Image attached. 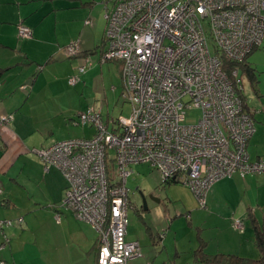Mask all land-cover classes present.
<instances>
[{"label":"built area","instance_id":"built-area-1","mask_svg":"<svg viewBox=\"0 0 264 264\" xmlns=\"http://www.w3.org/2000/svg\"><path fill=\"white\" fill-rule=\"evenodd\" d=\"M103 17L107 46L100 60L120 63L130 114L110 129L101 110L88 107L72 122L93 127L91 137L61 140L37 153L45 171L55 167L66 180L61 205L98 233L96 264H128L142 256L140 244L127 239L130 165L147 163L162 184L188 186L201 208L214 182L264 173V158L250 161L246 151L255 127L243 111L238 68L229 73L222 60L241 62L264 42V0H116ZM18 36L30 38L32 31L20 24ZM65 51L74 57L81 50L72 43ZM191 107L201 115L184 123ZM11 119L0 116V124ZM234 226L242 228L241 220Z\"/></svg>","mask_w":264,"mask_h":264},{"label":"crops","instance_id":"crops-1","mask_svg":"<svg viewBox=\"0 0 264 264\" xmlns=\"http://www.w3.org/2000/svg\"><path fill=\"white\" fill-rule=\"evenodd\" d=\"M115 1L103 0L101 9L100 0H0V116H12L9 122L0 124V221L13 222L0 227V263L96 264L98 233L61 205L66 180L55 167L44 171L37 151L61 140L93 135V127L71 124L74 117L70 116L76 109L67 107L72 106L80 85H96V76L102 83L106 63L117 64L121 77L118 61L100 60L106 49L102 10ZM96 3L99 8L94 12ZM20 24L31 29L30 38L18 36ZM72 43H77L81 51L67 58L65 48ZM254 53L247 58L258 80L253 85L256 95L251 103L247 97L255 119V131L246 146L250 161L264 158V58L253 57ZM95 54L101 66L80 74L79 86L64 96L66 88L69 90L68 79L77 74L82 60ZM111 91H115L114 86ZM116 119L103 117L110 129ZM205 201L204 218L195 223L197 238L192 252L201 246L211 256L257 258L253 235L254 226H264V173L220 179L210 186ZM233 219H242V228L237 229ZM148 234L149 242L140 245L145 255L128 264L193 263L192 252L185 262L176 261L178 244L174 258L167 240L158 237L161 234ZM212 237L218 240L215 245ZM149 244L157 248H145ZM153 251L159 255L151 256Z\"/></svg>","mask_w":264,"mask_h":264},{"label":"rangeland","instance_id":"rangeland-1","mask_svg":"<svg viewBox=\"0 0 264 264\" xmlns=\"http://www.w3.org/2000/svg\"><path fill=\"white\" fill-rule=\"evenodd\" d=\"M100 1L102 2L103 0ZM93 7V11L96 12L99 8V5L96 3ZM102 7L103 2L101 4V9ZM104 9L102 10L103 14ZM104 45L107 46V41ZM209 47L212 53L216 50V46L212 42L209 43ZM260 51L264 52V43H262L257 50L253 51L256 53H254L252 56L254 57L256 55H261L262 58H264V53ZM96 56L97 55L95 54L89 57L87 61L82 60V64H86L87 66V72L92 68V66H101L97 62ZM262 60L257 59V62H261ZM116 68L117 64H115L114 62L110 64L106 63L103 66L102 83L97 81L96 77L98 76H96V82H94L96 83V85H89L86 83H84V86L80 85V87L77 89L75 99L71 103L72 106L69 105V107H67V110L73 109V107H75L76 109L70 117H74V119H77L78 114L81 110L85 111L88 107L91 106L100 109L104 119L107 115L110 117L118 118L120 116L127 117L130 114L131 104L122 94L123 90L121 91V77L119 71ZM76 75H78L80 78L78 68ZM239 79L240 84L244 88L243 96L245 95V97H248L249 102L251 103L252 99L256 95V89L249 83H247L246 79L243 76H241V78ZM80 83V79L75 84H70L68 82L69 90L66 88V92L63 93L64 96L71 95V91L73 89L76 90L75 88H77ZM112 86L115 87L114 92L111 91ZM200 115V108H186L184 123H195ZM70 121L71 124L74 125L72 119H70ZM75 126L82 125L79 124ZM111 165L114 166V162L111 163ZM129 168L131 172L127 177L126 186L129 190V197L132 203V207H130L128 211L129 223L127 225V239L137 241L141 246H144L146 242H149L148 232L151 231V234H161L158 237H163L165 238L163 240H167V246L169 247L172 257H174V249H176V244H178V249L180 252H178V254L176 255V261L185 262L191 257V247L195 241V238H197L195 223L204 218L205 215L204 211H202V208L199 207L194 192L188 186H185L179 182L162 184L159 172L147 163L132 164ZM140 194H144L146 196H150L152 194L155 199L154 201L148 197V201L146 202L147 210L142 212H139L138 205ZM189 221L191 223H189ZM146 227H149L150 229L148 230V232H146ZM208 232L209 231L205 232L206 236L208 235ZM215 234L216 233H214V235ZM215 238L216 237H212L211 239V243L213 245L218 242V240H215ZM151 246L152 245L149 244V246H145V248ZM152 248H154L155 250L157 247L152 246ZM152 253L154 254H151V256L159 255V253L156 251H153ZM142 255H145L143 251ZM161 257H159L158 259H160ZM172 257L171 260H173ZM166 261H169L167 257Z\"/></svg>","mask_w":264,"mask_h":264},{"label":"trees","instance_id":"trees-1","mask_svg":"<svg viewBox=\"0 0 264 264\" xmlns=\"http://www.w3.org/2000/svg\"><path fill=\"white\" fill-rule=\"evenodd\" d=\"M259 47H257L254 50H257ZM251 53H249L246 56V58H244L241 62H233L224 57H222V60H223V67L225 68L226 71L230 73L233 68L237 67L238 79L241 78V76H243L246 79L247 83L253 86L258 82V80H257V74L255 73V69L247 61V58ZM1 85H2V81L0 80V87ZM243 90L244 88L242 86V89L239 90V93L243 101V111L250 114L255 127V119L252 112L248 109L250 107L247 104V97H245V95L243 96ZM234 220L235 219H233V225H234ZM240 220L243 226V220L242 219ZM253 242L258 252L257 258H246L237 255H223V254H216L211 256L206 254L203 248L199 246L197 249H194L192 252V262H193L192 264H264V226H257V225L254 226Z\"/></svg>","mask_w":264,"mask_h":264},{"label":"flooded vegetation","instance_id":"flooded-vegetation-1","mask_svg":"<svg viewBox=\"0 0 264 264\" xmlns=\"http://www.w3.org/2000/svg\"><path fill=\"white\" fill-rule=\"evenodd\" d=\"M140 197H139V202H138V205H139V212H142V211H145L144 209H143V205H142V197H141V195H139ZM143 200H144V202H147L148 201V197L151 199V200H155L154 199V197H153V195H152V197L151 196H146V195H144L143 194ZM137 208H138V206H137ZM143 214V213H142ZM141 216H143V215H141Z\"/></svg>","mask_w":264,"mask_h":264},{"label":"water","instance_id":"water-1","mask_svg":"<svg viewBox=\"0 0 264 264\" xmlns=\"http://www.w3.org/2000/svg\"><path fill=\"white\" fill-rule=\"evenodd\" d=\"M140 195H141V197H142V205H143V209H144V210H147L146 202H144V200H143V199H144V198H143L144 196H143V194H140ZM150 196L152 197V194H151ZM154 201H155V200H154ZM156 201H158V200H156Z\"/></svg>","mask_w":264,"mask_h":264},{"label":"clouds","instance_id":"clouds-1","mask_svg":"<svg viewBox=\"0 0 264 264\" xmlns=\"http://www.w3.org/2000/svg\"><path fill=\"white\" fill-rule=\"evenodd\" d=\"M131 207V206H130Z\"/></svg>","mask_w":264,"mask_h":264}]
</instances>
